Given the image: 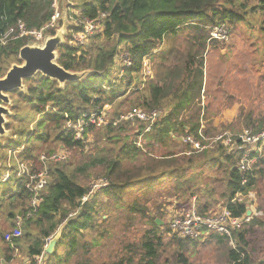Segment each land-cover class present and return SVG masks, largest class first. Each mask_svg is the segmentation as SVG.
<instances>
[{
    "label": "trees",
    "instance_id": "obj_1",
    "mask_svg": "<svg viewBox=\"0 0 264 264\" xmlns=\"http://www.w3.org/2000/svg\"><path fill=\"white\" fill-rule=\"evenodd\" d=\"M54 2L0 0V78L12 64H21L19 50L28 45L25 38L14 39L18 24L22 23L27 30H40L50 22ZM250 2L255 4L249 5ZM68 5L70 10L79 12L78 17L69 16L71 20L98 21L102 26L83 46H69L71 34L66 36L65 44L57 48L56 62L66 71L91 74L66 83L63 89L56 81L36 75L24 80L25 92L10 94L11 116L7 118L5 129L12 133L10 138L2 139L6 141L4 144L0 140V175H8L0 181V216L12 222L11 230L20 219L22 246L18 239L6 242V233L0 235V259L9 261L10 254L23 247L34 262V257L44 253L50 238L60 229L54 252L45 255L46 264H68L79 257L81 251L88 253L90 246H98L108 236L105 226L125 209L129 221L132 220L130 215L138 212L148 228L136 243L125 244L109 264H190V254L204 243H213L224 250L226 264H264V246H259L258 232L264 227V220L260 217L253 216L239 229L232 230L230 237L205 232L203 238L191 240L172 233L165 222L161 226L156 224V219L166 215L167 208L158 209L160 217H151L145 205L148 201L142 206L137 202L147 197L145 193L124 204L125 196L135 185L143 186L140 191H150L155 184L161 186L166 178L178 179L177 186L170 192L174 199L169 203L177 210L186 211L194 204L198 214L207 215L220 206L233 218L244 216L246 204L232 200L238 193L251 192L264 179V153L249 152V158L255 159V163L241 172L238 164L247 152L246 148H239L241 143L235 138L241 131L237 133L234 127L230 128L236 142L231 149L219 142L201 152L192 151L189 155L182 152V164H178L174 154L154 157L145 148L153 147L150 142L165 145L166 139L188 135L207 143L204 139H210L207 136L214 130L208 127L199 135L203 128L200 115H204V109L198 103L203 87L204 53L208 46L218 44L210 40V29L224 25L231 32L245 23L249 30H259L264 36V0H68ZM82 28V25L73 26L68 30L77 33ZM54 33L51 30L46 35ZM179 34L186 35V49L176 51V62L163 66L157 83H149L145 88L137 78L143 59L154 55L165 40ZM174 52L169 50V55ZM119 56L127 57L132 65L120 66ZM139 85L143 92L140 106L147 112L157 113L149 132L144 133L146 125L140 122L137 133L130 137L126 129L133 122L112 126L120 117L117 113L110 125L101 127L103 132L90 126L80 139H75V132L66 129L68 122H76L106 105L112 107L129 89L139 90ZM193 105L196 107L193 114L179 121L181 112ZM242 126L252 134L262 132L264 114H247ZM88 134H97L101 144L97 146L93 162L71 169L65 162H40L42 155L50 156L59 149L84 152ZM138 137L141 145H138ZM107 144L113 147L107 148ZM7 152H15L18 163L28 167L31 174L46 170L48 182L36 207L30 206L34 193L26 187L29 180L24 175L18 176L17 164L11 172L7 170ZM139 157L143 158L141 162ZM196 165L199 169L213 170L217 176L203 178L201 169L187 178L186 167ZM97 168L101 171L94 174V178L105 180L107 184L83 202L90 188L78 181V175ZM243 179L247 181L245 184ZM90 235L92 239L87 240ZM63 247L65 251L60 253L58 250Z\"/></svg>",
    "mask_w": 264,
    "mask_h": 264
},
{
    "label": "rangeland",
    "instance_id": "obj_2",
    "mask_svg": "<svg viewBox=\"0 0 264 264\" xmlns=\"http://www.w3.org/2000/svg\"><path fill=\"white\" fill-rule=\"evenodd\" d=\"M67 1L68 0H64L60 4L62 18L65 16L68 24H72L73 21L69 16H79V12L76 10H70ZM253 4L255 3H249V5ZM246 18L249 20V16ZM74 23L77 22L75 21ZM185 36L186 35L184 34H179L175 38L165 40L162 47L153 53L154 55L145 57L143 59L141 73L139 72L137 75L138 82H140L141 79V81L145 84V88L149 85V83H157L158 75L162 71V67H167L175 63L176 51L183 52L186 49L187 43ZM67 38L66 41H68ZM42 42L34 44L41 45ZM169 50L175 51L172 56L169 55ZM163 52H165V54H163ZM119 65H123L122 62H120ZM202 70L203 87L200 92L201 97L198 106L204 109V115H200V124L203 128L201 127L199 133H202V129H208V127H211L214 131L209 133L207 136L211 137L210 139L205 138V142L207 143L200 144L209 145L206 149H212V147L216 144L209 142V140L211 141L214 136L224 133L228 134L230 132L233 133L230 130L232 127L235 128L237 133L238 131H242L244 129L242 126L244 118L249 113L264 114L263 34H261L259 30H249L245 26V23L239 25L237 29H232L227 42H218V44L207 47L203 56ZM140 93L143 92L140 91L139 85V90H135L133 88L129 89L124 97L116 101L112 107L108 105L104 106L103 110L106 114V120L108 122L114 120V113L119 114L121 117L134 109L140 110L141 112H147L142 109V106H140L142 102ZM195 108V105H193L192 107L183 110L178 120L181 121L184 118L191 116ZM140 122V120L135 119L133 124L127 127V135L131 137L136 134ZM98 129L103 132L104 128ZM9 133L11 134L12 132L9 131ZM98 137L99 136L97 134L87 135L84 152H66L67 159L65 164L68 168L82 167L85 164L94 161V157L97 155L99 147H101V144L98 142ZM133 138L134 137H132V139ZM183 138L184 137H180L178 139H166L165 145L150 142L154 144L153 147L150 146L147 149L145 148V150L153 154L154 157L163 156L165 154H174L177 158L175 160H178V164H182V152L190 153L194 151L191 149L189 150V144L185 143ZM2 139L5 138H0V140ZM137 140L140 141V138L138 137ZM4 142L6 141H1L3 144ZM140 142L142 143V141ZM141 143L138 145H141ZM107 145V148L113 147L110 144ZM142 159V157H139L138 161L141 162ZM7 162V170L9 172L16 168V164L19 161L16 159L15 152H7V160L5 164H7ZM26 168L28 169V167ZM186 168L188 169L184 175L187 178H189L194 172L200 171L201 169L203 171V178H207L209 176L212 178L217 176L213 170H207L203 167L201 169H199V166ZM1 170L2 168L0 167V171ZM100 171L101 169L97 168L91 169L88 173L79 174L78 181L87 184V186L91 189L93 184H96L101 180H99V178H94V174ZM89 174L90 177L87 178ZM2 175L3 174L0 175V181H4V179H6L4 178L5 175ZM165 177H168V175ZM161 178L162 177H160V179ZM177 184L178 179L168 180L166 178L161 182V186L155 184L153 189L150 191H140V188L143 186L135 185V187L132 188V190L125 196L124 204L132 202L136 195L140 196L145 193L147 197L145 199L140 198L137 200L138 204L142 206L144 201L147 200L148 202H145L146 210H148L147 213L151 217H160V215H158L159 208L164 206L165 209L174 208L173 203L172 205L169 204L172 199H174L171 197L170 192L173 187L177 186ZM248 193L253 197L252 209L257 212L258 217L264 220V179L259 181L256 187ZM248 193L245 195L247 196ZM118 214V218H112L109 221V225L105 226L108 228V236H106L105 239H102L98 246H90L88 253H83V251H81V255L77 258H73L68 264H109L114 262L116 259L114 256L121 253L122 247L125 244L136 243L140 239L142 232L148 228V226L145 225L146 223L140 220V213H132V215H130V217H132L131 221L127 219L128 216H125V209L120 210ZM160 221L167 223L168 219L166 218V215H162L160 217ZM11 223L12 222L3 219V216H0V235H4L5 233L11 231ZM15 225L16 222H14V226ZM18 225L21 228V223ZM258 232L259 246H264V227L258 229ZM54 237H60V229L57 230L56 234L52 238ZM92 237L93 236L90 235L87 236L86 239L91 240ZM52 238H50V240ZM17 241L18 244L22 246V232ZM58 251L63 253L65 249L63 247ZM10 255L11 258L9 261H3L0 259V264H33V260L27 257L23 247L16 248ZM261 258H263V256ZM44 260L43 262L46 264V258H44ZM190 264H226L224 250H221L219 246H216L213 243L198 245L197 249L190 254Z\"/></svg>",
    "mask_w": 264,
    "mask_h": 264
},
{
    "label": "built area",
    "instance_id": "obj_3",
    "mask_svg": "<svg viewBox=\"0 0 264 264\" xmlns=\"http://www.w3.org/2000/svg\"><path fill=\"white\" fill-rule=\"evenodd\" d=\"M63 1L64 0H55L54 4L52 5L54 12L51 17V20L40 30H27L22 23H19L17 28V35L14 37V39L25 38L27 39L28 44L41 43L44 40V37L47 36L46 32L51 30H59L62 26V12L60 4ZM72 21L73 22L71 24V28L73 26L79 27L80 25H82L83 28L77 33H72L71 30H68L67 36L71 34V38L67 42L69 46L85 45L89 41V39L101 29L102 26L98 21L81 22L78 19ZM75 21L77 23H74ZM12 33V30L8 32L9 35H11ZM209 36L210 40L225 43L229 40L230 31L224 25L215 26L210 29ZM117 62H122L123 66L126 67L132 65V62L124 56H119ZM103 109L89 115L85 114L81 116L76 122H68L66 124V129L73 130L75 132V139H80L83 135L84 130L90 126H93L94 128H101L110 125L111 121L108 122L106 120V114ZM156 117V112H141L140 110L134 109L131 112L121 116L118 120L114 121L112 123V126L116 127L117 124L120 122H133L135 119H138L146 125L144 131V133H146L150 130ZM199 135L201 136V133H199ZM235 138L241 143V146L239 148H246L247 150V152L244 154L238 164L239 170L241 172H246L255 163V159L249 158V152L254 150H257L261 153L264 152V130L258 134H252L250 130H242L238 134V136H235ZM185 141L192 144V147L194 148L195 152H201L202 150L209 147V145H202L199 142L192 141L191 138L188 136L185 138ZM219 141L222 142L223 146L225 147L230 146V149L232 148L231 146L236 143L230 133L220 134L212 138L211 141L209 140V142L211 143H216ZM139 143L140 141H138V144ZM186 154L189 155L190 153ZM66 159V152L62 149H59L50 156L42 155L40 157V162L42 164H45L46 162L50 161L65 162ZM17 165L19 166V171H17V174L24 175L30 182L26 185V187L34 193V197L30 202V206L34 208L42 200L40 193L45 188L48 182L47 172L45 169H43V171L37 174H31L28 170H26V166L20 163H17ZM7 177L8 175L6 174L4 178L7 179ZM244 182L245 179L242 180V183ZM106 184L107 182L105 180H100L98 183L93 184L92 188L90 189L89 195L84 197L82 201H87L94 194L95 191L102 187H105ZM232 202L245 203L247 206L246 212L250 211L251 215H256V213L252 209L253 201L251 194L248 193V195L246 196L241 193H238L232 200ZM166 218L168 219L167 226L172 233L177 234L179 237L191 240L203 238L205 236V232H213L222 236L230 237L232 230L239 229L244 223L249 222L250 219V217L247 216H243L242 218H233L231 213L225 207L220 206L217 208L216 211L210 214L200 215L196 211L194 204H192L191 208L186 211H179L176 208L167 209ZM19 223L20 219H17L15 228L4 235V240L6 242H9L12 239H18L21 236L20 226L18 225ZM44 258V253L41 256L34 257L33 264H45L43 262Z\"/></svg>",
    "mask_w": 264,
    "mask_h": 264
},
{
    "label": "water",
    "instance_id": "obj_4",
    "mask_svg": "<svg viewBox=\"0 0 264 264\" xmlns=\"http://www.w3.org/2000/svg\"><path fill=\"white\" fill-rule=\"evenodd\" d=\"M62 26L55 31L53 36H45L41 45L28 44L22 47L18 53L20 65L12 64L6 74L0 78V138H10L11 134L5 129L7 118L11 116L10 94L25 92L24 80L42 75L50 80L56 81L59 88L63 89L68 82L79 81L91 74L89 71L73 73L60 67L57 60V48L65 44V37L71 24H68L66 17L62 18ZM246 215H251L250 211ZM157 225H162L158 219ZM59 237H54L47 243L44 252L51 255Z\"/></svg>",
    "mask_w": 264,
    "mask_h": 264
},
{
    "label": "bare ground",
    "instance_id": "obj_5",
    "mask_svg": "<svg viewBox=\"0 0 264 264\" xmlns=\"http://www.w3.org/2000/svg\"><path fill=\"white\" fill-rule=\"evenodd\" d=\"M149 132V131H148ZM187 136H184V138H183V141L185 142V143H188L189 144V146L191 147V150H194V148L192 147V144H190L189 142H187V141H185V138H186ZM188 137H190L191 138V136L190 135H188ZM191 140L192 141H194V142H199V141H196V140H194L193 138H191ZM220 142V141H219ZM219 142H216V143H213V144H217V143H219ZM199 143H201V142H199ZM221 144H222V142H220ZM223 145V144H222ZM214 147V146H213ZM212 147V148H213ZM19 167V166H18ZM18 171H19V168L17 169ZM26 170H28L29 171V169H27L26 168ZM30 172V171H29ZM18 176H21V175H18ZM247 181H245L243 184H245ZM28 183H30V182H28ZM255 212V211H254ZM256 213V215H249V216H247L246 214H244V216H247V217H250V219L253 217V216H256V217H258V214H257V212H255ZM249 219V220H250ZM162 222V221H161ZM162 225H163V222H162ZM159 226H161V225H159ZM44 254H45V252H44ZM46 255V254H45Z\"/></svg>",
    "mask_w": 264,
    "mask_h": 264
},
{
    "label": "crops",
    "instance_id": "obj_6",
    "mask_svg": "<svg viewBox=\"0 0 264 264\" xmlns=\"http://www.w3.org/2000/svg\"><path fill=\"white\" fill-rule=\"evenodd\" d=\"M264 153V152H263ZM252 201H253V197H252Z\"/></svg>",
    "mask_w": 264,
    "mask_h": 264
}]
</instances>
